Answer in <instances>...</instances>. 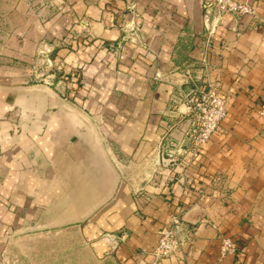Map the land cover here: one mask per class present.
<instances>
[{
  "label": "crops",
  "instance_id": "crops-1",
  "mask_svg": "<svg viewBox=\"0 0 264 264\" xmlns=\"http://www.w3.org/2000/svg\"><path fill=\"white\" fill-rule=\"evenodd\" d=\"M251 2L256 15L216 25L203 0H0V264L12 225L55 223L113 264H154L178 212L194 240L159 264H264V0ZM41 48L53 81L24 82ZM187 71L217 84L227 116L181 182L169 152L190 144ZM223 237L238 252L220 259Z\"/></svg>",
  "mask_w": 264,
  "mask_h": 264
},
{
  "label": "built area",
  "instance_id": "built-area-1",
  "mask_svg": "<svg viewBox=\"0 0 264 264\" xmlns=\"http://www.w3.org/2000/svg\"><path fill=\"white\" fill-rule=\"evenodd\" d=\"M204 7L215 10L214 23L220 24L225 16L239 17L256 15V6L251 0H203ZM186 79L192 83L191 91L185 94L187 113L192 128L188 149L178 147L169 152L173 164L181 167L178 181H186V172L192 160L200 156L203 148L213 139L227 116V101L221 97L218 86L209 78L204 80L186 72ZM264 121V103L259 111ZM187 156L188 159H185ZM195 232L190 230L183 217V212L170 216L158 232V243L153 251L154 264L163 260L179 258L183 248L194 240ZM238 252V244L229 237H223L219 248L220 259Z\"/></svg>",
  "mask_w": 264,
  "mask_h": 264
},
{
  "label": "rangeland",
  "instance_id": "rangeland-1",
  "mask_svg": "<svg viewBox=\"0 0 264 264\" xmlns=\"http://www.w3.org/2000/svg\"><path fill=\"white\" fill-rule=\"evenodd\" d=\"M47 48H41L37 60V71L25 75L24 82L49 84L54 65ZM25 226V225H24ZM52 229L24 227V231L8 235V248L4 252V264H113L110 258H101L94 247L79 233L78 228ZM42 232V233H41ZM49 232V233H48Z\"/></svg>",
  "mask_w": 264,
  "mask_h": 264
},
{
  "label": "water",
  "instance_id": "water-1",
  "mask_svg": "<svg viewBox=\"0 0 264 264\" xmlns=\"http://www.w3.org/2000/svg\"><path fill=\"white\" fill-rule=\"evenodd\" d=\"M42 88H44V87L42 86ZM100 205H101V203H100V204H96L93 208H91V209L88 211L87 214H85L84 216H82V217H80V218H78V219L72 220V221H70L69 223H70V224H75V223H80V222L85 221L88 217H90V216L94 213V211H95ZM58 226H59V224H58V223H55V224H53V225H48V226H44V227H41V228H44V229H52V228H56V227H58Z\"/></svg>",
  "mask_w": 264,
  "mask_h": 264
}]
</instances>
